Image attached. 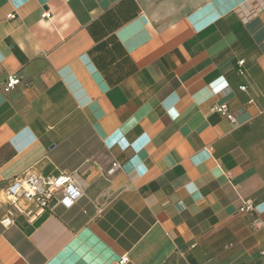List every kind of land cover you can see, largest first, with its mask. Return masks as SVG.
Instances as JSON below:
<instances>
[{
	"label": "crops",
	"instance_id": "crops-1",
	"mask_svg": "<svg viewBox=\"0 0 264 264\" xmlns=\"http://www.w3.org/2000/svg\"><path fill=\"white\" fill-rule=\"evenodd\" d=\"M28 167L83 195L0 264H264V0H0V217Z\"/></svg>",
	"mask_w": 264,
	"mask_h": 264
},
{
	"label": "built area",
	"instance_id": "built-area-1",
	"mask_svg": "<svg viewBox=\"0 0 264 264\" xmlns=\"http://www.w3.org/2000/svg\"><path fill=\"white\" fill-rule=\"evenodd\" d=\"M242 63L238 62V73H242ZM20 83V78L16 75H9L1 84V89L8 92ZM217 90V89H216ZM212 110L224 115L230 122H235L234 116L228 111L225 103L213 106ZM120 168L117 161H111L109 168L105 171L106 176ZM84 183L79 178L76 171L61 172L58 174H39L28 167L15 174L9 183L2 190L3 196L8 200V206L0 217V224L3 227L13 225L18 217L28 223H33L55 201L65 208H70L83 195ZM97 211L100 213L102 207L96 202ZM240 211H254L255 205L250 200L243 202ZM253 226L259 227L261 221L253 220ZM128 261L127 255H122L117 260V264Z\"/></svg>",
	"mask_w": 264,
	"mask_h": 264
}]
</instances>
